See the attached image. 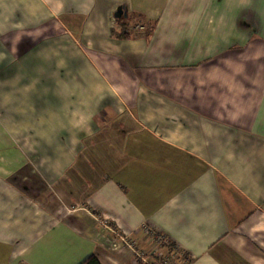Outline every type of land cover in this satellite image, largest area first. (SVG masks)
<instances>
[{
  "label": "crops",
  "instance_id": "1",
  "mask_svg": "<svg viewBox=\"0 0 264 264\" xmlns=\"http://www.w3.org/2000/svg\"><path fill=\"white\" fill-rule=\"evenodd\" d=\"M90 255L264 264V0H0V264Z\"/></svg>",
  "mask_w": 264,
  "mask_h": 264
},
{
  "label": "trees",
  "instance_id": "2",
  "mask_svg": "<svg viewBox=\"0 0 264 264\" xmlns=\"http://www.w3.org/2000/svg\"><path fill=\"white\" fill-rule=\"evenodd\" d=\"M151 31V28L148 27L147 25H145V34H149V32ZM138 33L135 32V30L130 29L127 26H121L120 29L116 28V27H112L111 30V35L112 36H121V37H131V36H136ZM158 260V259H157ZM165 259L161 258L160 260H158L159 264H167L168 261H164ZM79 264H100L99 260L97 259L96 256L94 255H90L87 256L86 258H84Z\"/></svg>",
  "mask_w": 264,
  "mask_h": 264
},
{
  "label": "water",
  "instance_id": "3",
  "mask_svg": "<svg viewBox=\"0 0 264 264\" xmlns=\"http://www.w3.org/2000/svg\"><path fill=\"white\" fill-rule=\"evenodd\" d=\"M113 16L116 19H121L122 17H126L127 16V8L123 5H118L113 11Z\"/></svg>",
  "mask_w": 264,
  "mask_h": 264
},
{
  "label": "built area",
  "instance_id": "4",
  "mask_svg": "<svg viewBox=\"0 0 264 264\" xmlns=\"http://www.w3.org/2000/svg\"><path fill=\"white\" fill-rule=\"evenodd\" d=\"M139 27L142 28L143 26L140 25ZM151 235H153V234L151 233ZM156 237L158 238V236H156ZM159 239L161 240L162 238H159ZM121 240L123 241V243H124L125 246H129L131 248H133V247L136 246L135 245V242L133 240H131L130 238H128L127 236H121Z\"/></svg>",
  "mask_w": 264,
  "mask_h": 264
},
{
  "label": "rangeland",
  "instance_id": "5",
  "mask_svg": "<svg viewBox=\"0 0 264 264\" xmlns=\"http://www.w3.org/2000/svg\"><path fill=\"white\" fill-rule=\"evenodd\" d=\"M123 20H125L127 23H129V22H130V20H131V17H130V15H129L127 18H124Z\"/></svg>",
  "mask_w": 264,
  "mask_h": 264
}]
</instances>
